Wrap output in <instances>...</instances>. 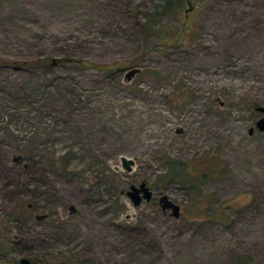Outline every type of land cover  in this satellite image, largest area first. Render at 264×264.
Returning <instances> with one entry per match:
<instances>
[{
    "label": "rangeland",
    "instance_id": "obj_1",
    "mask_svg": "<svg viewBox=\"0 0 264 264\" xmlns=\"http://www.w3.org/2000/svg\"><path fill=\"white\" fill-rule=\"evenodd\" d=\"M166 1L0 0V264H264V0Z\"/></svg>",
    "mask_w": 264,
    "mask_h": 264
},
{
    "label": "water",
    "instance_id": "obj_2",
    "mask_svg": "<svg viewBox=\"0 0 264 264\" xmlns=\"http://www.w3.org/2000/svg\"><path fill=\"white\" fill-rule=\"evenodd\" d=\"M139 70L137 66H130L124 72V78L129 79L135 72ZM254 110H257L260 115L257 116L252 125L247 127V134H250L254 129L258 131H264V105L263 104H256L254 105ZM18 156L14 155L13 159L16 160ZM120 165L125 170H130L133 160L129 157L124 155L119 156ZM125 193L131 200L133 205H137L141 199L149 200L151 197V190L148 188L146 182L144 180H140L137 184L130 183ZM161 209H169V213L177 217L179 215L180 209L178 203L172 201L166 194H160L157 198ZM74 211L73 204L67 205V212L70 213ZM46 216L45 212L41 213H34L35 219H41ZM132 217V213H125L124 217ZM14 264H38L36 260L30 259L27 256H20L14 262Z\"/></svg>",
    "mask_w": 264,
    "mask_h": 264
},
{
    "label": "trees",
    "instance_id": "obj_3",
    "mask_svg": "<svg viewBox=\"0 0 264 264\" xmlns=\"http://www.w3.org/2000/svg\"><path fill=\"white\" fill-rule=\"evenodd\" d=\"M174 1V0H173ZM181 11V0H175L174 2L170 1V0H167L166 3L161 6L158 10L155 11V13H151V15H157V16H160V14H164V13H167L168 11H171L173 9H177ZM181 18H182V15H181ZM184 27H182V24L180 25L179 28H177L176 32L174 33V36L171 35V36H163L164 40H169V42H173V43H177L178 42V38L182 37V36H186V33H184ZM183 30V31H182ZM146 51V50H145ZM144 51V53H145ZM70 60L72 62H75V63H78L80 65H84L86 64L85 61L83 60H80V59H75V58H72V59H67V57H60V58H57V59H53V58H50V57H44V58H38V59H35V60H29V61H2L3 63H10L11 65H15V66H23V65H44V64H47V63H51V62H59L61 60ZM1 61V60H0ZM106 65H100V64H97V67H104L105 68ZM253 105H256L255 103H253ZM253 109H254V106H253ZM168 161V160H167ZM173 163H176L175 161H171ZM171 162L169 161L167 164V168H166V171L167 173H170L171 175L170 176H174V173H175V169L173 167L170 166ZM178 164V163H176ZM166 173V174H167ZM41 264H46V263H51L50 260H48L45 256H42V257H38L36 258ZM35 259V260H36Z\"/></svg>",
    "mask_w": 264,
    "mask_h": 264
},
{
    "label": "flooded vegetation",
    "instance_id": "obj_4",
    "mask_svg": "<svg viewBox=\"0 0 264 264\" xmlns=\"http://www.w3.org/2000/svg\"><path fill=\"white\" fill-rule=\"evenodd\" d=\"M15 262V261H14ZM14 262L12 263V264H14ZM38 262V264H40V262L39 261H37ZM46 264H52V263H46Z\"/></svg>",
    "mask_w": 264,
    "mask_h": 264
},
{
    "label": "bare ground",
    "instance_id": "obj_5",
    "mask_svg": "<svg viewBox=\"0 0 264 264\" xmlns=\"http://www.w3.org/2000/svg\"><path fill=\"white\" fill-rule=\"evenodd\" d=\"M17 176V175H16ZM12 177H14V176H12ZM18 180V179H17ZM6 181V180H5ZM13 183H15V182H13ZM16 185V184H15Z\"/></svg>",
    "mask_w": 264,
    "mask_h": 264
}]
</instances>
